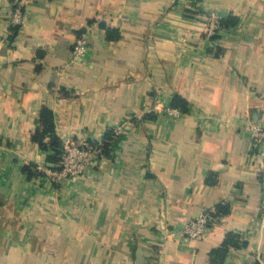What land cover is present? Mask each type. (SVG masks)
<instances>
[{
	"label": "crops",
	"instance_id": "crops-1",
	"mask_svg": "<svg viewBox=\"0 0 264 264\" xmlns=\"http://www.w3.org/2000/svg\"><path fill=\"white\" fill-rule=\"evenodd\" d=\"M16 1L0 0V264H264V140L248 129L264 128V0H22L13 32ZM208 16L230 18L214 40ZM44 107L61 146L115 134L54 187L22 171L50 166L31 139ZM218 206L202 238L181 235ZM228 232L245 243L214 259Z\"/></svg>",
	"mask_w": 264,
	"mask_h": 264
},
{
	"label": "built area",
	"instance_id": "built-area-1",
	"mask_svg": "<svg viewBox=\"0 0 264 264\" xmlns=\"http://www.w3.org/2000/svg\"><path fill=\"white\" fill-rule=\"evenodd\" d=\"M22 22V0H17L10 8V24L11 26L19 27L22 25ZM208 24V37H212L219 33L221 26L215 18H210ZM86 50L87 40L85 34H80L73 43L70 61L77 62L82 60ZM164 112L175 117L181 113L179 109L170 106H167ZM248 129L254 142H262L264 140V128L260 124L253 122L248 123ZM99 144V141L94 142L84 139L66 140L60 148V159L55 166L56 169L51 172V175H56L54 180L60 183L62 180L73 179L90 172L93 165L97 164L100 157ZM259 210L261 218L264 221V178ZM211 220L212 216L208 210L201 211L197 216L184 223L181 235L188 240L200 239L205 235Z\"/></svg>",
	"mask_w": 264,
	"mask_h": 264
},
{
	"label": "trees",
	"instance_id": "trees-1",
	"mask_svg": "<svg viewBox=\"0 0 264 264\" xmlns=\"http://www.w3.org/2000/svg\"><path fill=\"white\" fill-rule=\"evenodd\" d=\"M229 20L230 18L226 20H219L220 26H227L229 24ZM17 27L18 26H12L13 32H16ZM169 106L177 108L182 112H186L188 110L187 100L178 94L172 95ZM39 122L40 125L33 131L31 139L36 142L42 150L48 151L49 154L47 155V160L52 164L49 168H55L60 159L59 154L61 152V142L55 133L52 113L49 109L45 107L42 108L39 115ZM114 135V132L111 130L105 133L102 142L99 144L100 151L107 153ZM35 167L36 166H34V164H26L22 167V171L27 175V177L36 176L39 174V171ZM224 212H226V210L221 211V206H218L214 212H211V215L215 217ZM244 243L245 242L240 239V236L237 233L228 232L220 246L213 249L211 254L214 259L221 260L226 255L229 247H240Z\"/></svg>",
	"mask_w": 264,
	"mask_h": 264
},
{
	"label": "rangeland",
	"instance_id": "rangeland-1",
	"mask_svg": "<svg viewBox=\"0 0 264 264\" xmlns=\"http://www.w3.org/2000/svg\"><path fill=\"white\" fill-rule=\"evenodd\" d=\"M210 18H214V17L208 16V18H207L208 22H207L204 34H205V38L207 40H214L215 37L221 32L222 28H220V31H219L218 34H216V35H214L212 37H208L207 36V28H208V25H209L208 23H209V19ZM98 162H99V159H98ZM95 165H93V166H95ZM49 167L50 166H47L44 163L39 165L38 167H36V169L39 171V174L37 175L39 179L36 178V181H34L36 185L44 186V185H46V182H48L49 184L51 183L53 185V187H54L55 184H57V182L54 180L56 175H51V172L55 171L56 167L55 168H49ZM42 178H45V179L42 180ZM41 181H44V183H40ZM22 264H31V263H30V260H27V261L24 260V262ZM41 264H45V263H41ZM54 264H79V262L77 260L76 261L73 260V261L65 262V263L60 261V262H57V263L55 262Z\"/></svg>",
	"mask_w": 264,
	"mask_h": 264
},
{
	"label": "water",
	"instance_id": "water-1",
	"mask_svg": "<svg viewBox=\"0 0 264 264\" xmlns=\"http://www.w3.org/2000/svg\"><path fill=\"white\" fill-rule=\"evenodd\" d=\"M48 165H51V163H48Z\"/></svg>",
	"mask_w": 264,
	"mask_h": 264
}]
</instances>
